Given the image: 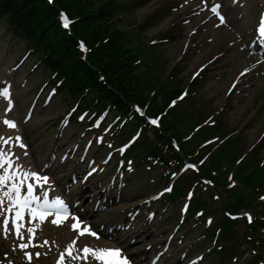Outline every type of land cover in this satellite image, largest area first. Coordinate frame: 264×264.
Listing matches in <instances>:
<instances>
[{
	"label": "rangeland",
	"instance_id": "rangeland-1",
	"mask_svg": "<svg viewBox=\"0 0 264 264\" xmlns=\"http://www.w3.org/2000/svg\"><path fill=\"white\" fill-rule=\"evenodd\" d=\"M122 4H130L131 9L129 12L124 13V21L132 24V27L139 25L149 14L156 13L154 21L151 26L144 27L140 33L142 39L150 40L151 38L159 39L173 22L177 21L182 14L188 13L189 10L176 11L172 8L178 4L180 0H120ZM199 2V0L197 1ZM124 7V6H123ZM247 13L241 20L238 18L234 21L237 28L241 30V33L249 34L250 29L256 21L258 14L257 3L248 0ZM158 10V11H157ZM238 11V10H237ZM237 16V12H234ZM163 16V17H162ZM198 23V22H197ZM193 25L183 26L179 24L174 27L175 35L174 39L170 42H166L160 45L158 48V57L153 64L154 73L160 74L161 79L164 78L172 69L175 64L181 63V67L175 72L173 78V84L180 82L182 88L186 87L190 82L191 73L197 68L198 65L212 59L214 55L221 54L222 56L217 58L214 63L206 68L202 78H197V85L189 90L187 98L191 99L189 108L195 109V116L198 114L211 113L214 120H223L226 129L235 130L236 133L239 130L244 134V140L242 141L241 151L247 152L255 144L259 143L261 134L264 132V74H260L257 78H254L252 86L244 93L234 91L231 96H227V87L230 81L234 78L237 72L244 66L246 57L238 48L233 47L231 44L234 40V35L228 31L227 27L220 29H208L204 31V27H201L197 34L192 36L187 51L183 48V43L186 40L187 32ZM198 29V28H197ZM176 36V37H175ZM210 38V39H208ZM25 46L22 41L13 37L7 30L6 24L3 19H0V81L2 77L10 78L14 82L15 95L17 99V117L20 118V128H23V132L31 145L30 161L36 164H40L50 158L51 151H57L63 148L71 146L69 143L77 140V138L67 142L70 136L71 129H67L63 139L55 140V134L57 131V124L59 118L63 113L71 106L67 103V98L63 94H59L54 97L51 104L42 108L41 105L35 107V113L31 121H24V115L26 109L32 99L33 90L38 85L47 79L46 72L42 68H32L31 66L34 59L30 57L20 67L14 70H10V67L25 54ZM25 82V84H24ZM186 98V99H187ZM184 109V108H182ZM264 155V147L261 151L260 157ZM73 168V162H67L65 164H59L57 161L52 168V173L56 178L60 188L63 189V185L68 181L69 169ZM63 171L65 178H61L59 173ZM160 169L147 168V166L137 165V170L132 174L127 182V186L123 189L120 200H113V204L110 205L111 214L103 213L94 215L98 224L111 220L113 223L122 221L127 222L128 218L125 216L126 210L131 206H139L143 199L148 195L154 193L159 186L166 185V183H160L158 180V174ZM100 177L94 178L86 185L78 184L75 186L76 192L81 193V197L86 203H93L96 199L101 200L103 203V196H95L91 201L93 194L97 195L102 191L100 186ZM212 192L209 188L206 193ZM207 196L208 194H202ZM182 200L178 201L181 202ZM218 206H221V200L215 202ZM168 210L163 213L162 207L158 210L157 217L151 227H147L143 235L136 233V230H132L130 233H120V237L105 238L104 242L121 241L123 245L127 247L130 253L143 250V256L148 255L149 251L145 247L154 241H161L172 231L173 225L178 222V207L177 202H171L168 204ZM92 211V209H91ZM163 214V215H162ZM221 216L219 213L214 222ZM193 218L188 221L182 227V233L186 235V241L184 243H173V249L177 252L176 259L168 257L166 259L169 264H184L186 260L179 259V254L182 250L189 249V257H192L200 252L206 254L204 261L201 264H222L219 263L215 257L208 254L206 245L209 244L204 236L197 238L201 233H207L209 230L205 225L195 226L192 224ZM214 223V224H215ZM213 228V227H212ZM246 228V224L243 221L240 222L238 232L242 233ZM62 235V232H61ZM136 241L130 243L131 238L136 236ZM114 237V235H112ZM161 239V240H160ZM141 246V249H140ZM238 258L231 261V264H241L248 260L253 252L250 249V245L245 243L239 246ZM136 254H134L135 256ZM141 257H137L140 260ZM147 257V256H146ZM48 262H41L40 264H47ZM223 264H229L226 260Z\"/></svg>",
	"mask_w": 264,
	"mask_h": 264
},
{
	"label": "trees",
	"instance_id": "trees-1",
	"mask_svg": "<svg viewBox=\"0 0 264 264\" xmlns=\"http://www.w3.org/2000/svg\"><path fill=\"white\" fill-rule=\"evenodd\" d=\"M123 5L120 0H54L53 4L46 0H0V18L6 19L8 29L32 49L46 70L57 73L64 80L63 86L74 101L85 97V103L92 96L91 102L98 109L103 108L107 102H113L119 110L125 111L128 102L144 104L151 98L153 103L149 113L154 115L161 112L168 98L180 90V82L169 89L160 74L154 73L153 64L158 57V45L143 47L138 28L131 33L124 30L130 23L118 17L123 11ZM61 8L77 18L70 32L61 27ZM79 38L85 39L92 47L85 59L78 49ZM101 74L105 76L104 80L100 79ZM151 91L155 92L150 97ZM194 114L195 109L188 107L184 111L177 110L165 116L162 119L163 134L157 132V136L166 139L168 143L171 134L181 139L186 133L184 126L190 119L197 116L202 120L206 116ZM230 131L226 129L224 121L203 127L187 141L182 154L175 155L182 159L193 154L201 140L214 135L225 137ZM243 140L244 136L237 134L223 141L209 156L203 173L211 176L212 171H215L225 178L223 167L227 164L233 166L241 156ZM148 142L149 139L145 137L142 144ZM158 152V147L153 148V154ZM252 153L249 159L245 157L236 166V177L241 178L242 186L235 188L225 205L226 209L237 211L250 207L251 197L260 190L264 191V166L256 163L255 167L249 169V161L254 156ZM177 194L178 190L173 197ZM252 205L257 206L254 203ZM261 213L264 216V209ZM221 223V239L239 240L233 232L236 221L225 217ZM260 226H264V221L257 219L242 238L246 239L249 235L248 240L256 248L257 244H261L259 258L264 254V238L257 234Z\"/></svg>",
	"mask_w": 264,
	"mask_h": 264
}]
</instances>
